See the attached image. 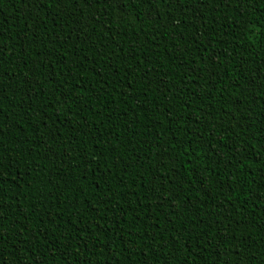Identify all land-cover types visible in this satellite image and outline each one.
<instances>
[{
	"label": "trees",
	"instance_id": "16d2710c",
	"mask_svg": "<svg viewBox=\"0 0 264 264\" xmlns=\"http://www.w3.org/2000/svg\"><path fill=\"white\" fill-rule=\"evenodd\" d=\"M0 264H264V0H0Z\"/></svg>",
	"mask_w": 264,
	"mask_h": 264
}]
</instances>
